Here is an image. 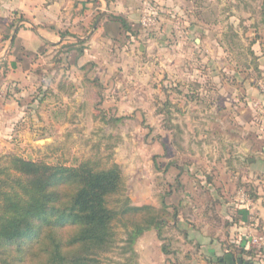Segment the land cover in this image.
Wrapping results in <instances>:
<instances>
[{
	"label": "rangeland",
	"instance_id": "rangeland-1",
	"mask_svg": "<svg viewBox=\"0 0 264 264\" xmlns=\"http://www.w3.org/2000/svg\"><path fill=\"white\" fill-rule=\"evenodd\" d=\"M230 1L194 0L193 12L203 30L189 39L174 31L165 37L161 27H152L156 40L136 44L134 55L106 54L102 69L99 65L87 73L101 81L99 88L85 90L79 85L73 90L74 97H68V92L56 91L57 81L46 69L40 73L41 85L26 91L20 103L27 108L33 104L29 102L32 97H47L25 116L28 123H35V132L10 135L11 147L0 155L14 154L52 165L78 166L89 161L98 170L118 168L122 188L108 198L111 208L119 211L126 201L160 207L165 199L180 214L175 221L170 209L162 236L146 232L133 246L135 254L122 249L126 232L117 223L118 246L105 255L104 264H197L187 259L198 250L196 244L184 242L183 227L194 224L191 195L207 191L202 186L207 187L210 176L212 192L223 188L228 199L251 208L249 224L254 225L238 226L231 232L238 248L251 254L236 252L235 256L264 264V240L253 244L248 238L249 228L264 238V177H256L253 165L264 156V140L258 139L252 124L260 121L264 105L251 94L259 90L264 95V0H247L248 7L241 0ZM256 16L257 23L246 18ZM195 38L201 39L198 45ZM55 57L63 62L64 55ZM209 62L212 65L207 70ZM119 64L128 68L118 70ZM81 75L70 77L79 83ZM208 77L224 79L226 84L203 85L199 88L202 97L192 98V91L199 90L194 81L205 83ZM96 109L98 117L93 116ZM183 195L192 203L183 201L186 206L178 208ZM258 196L259 209L252 205ZM163 247L170 249L169 258Z\"/></svg>",
	"mask_w": 264,
	"mask_h": 264
},
{
	"label": "crops",
	"instance_id": "crops-1",
	"mask_svg": "<svg viewBox=\"0 0 264 264\" xmlns=\"http://www.w3.org/2000/svg\"><path fill=\"white\" fill-rule=\"evenodd\" d=\"M233 1L235 0L230 2ZM193 2L194 0H0V151L11 147L10 135L22 130L24 133L35 132V123H28L25 116L36 102L41 104L47 97H32L29 102L33 104L27 108L20 103L25 101L26 91L39 82L41 85L42 71L47 69L49 77L57 81L56 91H66L68 97H74L73 90L79 85L85 90L90 87L99 88L101 81L90 78L87 73L90 68L99 65L101 68L106 54L115 52V55H134L132 50L136 44L145 40H156L150 29H144L140 25V17L147 9H152L159 15L160 23L155 29L161 27L160 31L166 34L165 37L174 31L180 37L189 39L197 31L203 30L202 23L195 18ZM239 3L248 7L247 0H241ZM242 12V17L246 16L244 8ZM258 16L246 18L257 23ZM119 19L124 20L127 27H124ZM263 19L264 16L262 22ZM195 41L198 45L201 39L195 38ZM58 54L64 55L63 62H58L55 57ZM113 65H117V62H113ZM211 65V62L207 64V70L211 69ZM118 66V70L128 68L127 65ZM261 67L264 70L263 64ZM72 73H82L79 83L70 77ZM208 78L205 83L194 81V86L201 89L203 85L222 87L226 84L224 79L216 81L217 79ZM176 86L180 88L181 85L178 83ZM200 89L192 91V98L202 97L201 94L204 93H199ZM251 94L255 101L264 105V95L259 90H253ZM84 103L87 105L88 101ZM226 104L225 102L223 105L225 109L228 108ZM94 111L93 116L98 117L99 110ZM240 116L242 119V112ZM259 120L261 124L252 123L253 129L257 132L258 139L264 140L263 113ZM240 124L243 126V122ZM262 149L264 153V146ZM239 161L242 162L237 159L238 163ZM253 165L256 177H264V156L256 158ZM253 180L255 184L256 181ZM207 181V187L202 182L203 190L207 191H193L191 195L195 202L191 209L194 224L187 223L183 227L186 237L184 242L196 244L198 253L188 254L187 259L197 264H213L215 261L220 264H239L240 259L232 252L231 243L234 238L231 232H236L238 226L243 229L254 225L249 224L251 208L238 206L231 198L228 199V192L223 188L218 191L214 189L215 192H212L210 186H214L213 178L210 176ZM186 199L184 195L180 197L176 204L178 208L185 207L187 202L192 203V200ZM260 201L259 196L255 197L252 205L259 209L258 205H262ZM216 214L222 220L220 224L217 223ZM179 218L180 214L177 213L174 219L177 221ZM226 221L233 223L226 228ZM147 233L158 235L155 230ZM169 250L163 247L167 258L170 256Z\"/></svg>",
	"mask_w": 264,
	"mask_h": 264
},
{
	"label": "trees",
	"instance_id": "trees-1",
	"mask_svg": "<svg viewBox=\"0 0 264 264\" xmlns=\"http://www.w3.org/2000/svg\"><path fill=\"white\" fill-rule=\"evenodd\" d=\"M121 188L118 168L98 170L89 161L52 165L0 155V264H104L105 255L118 246L117 223L126 232L122 249L135 254L133 246L146 232L162 236L171 205L165 199L160 207L126 201L118 211L108 198ZM172 209L176 218L177 209ZM217 220L222 222L219 216ZM231 244L234 255L251 254Z\"/></svg>",
	"mask_w": 264,
	"mask_h": 264
},
{
	"label": "built area",
	"instance_id": "built-area-1",
	"mask_svg": "<svg viewBox=\"0 0 264 264\" xmlns=\"http://www.w3.org/2000/svg\"><path fill=\"white\" fill-rule=\"evenodd\" d=\"M160 23L159 15L152 9H147L144 11L140 17V25L144 29H150L152 27L158 26ZM242 197L244 198L245 195L243 194ZM254 229L249 228L248 238L252 241L253 244L256 242H261L264 240L263 237L257 236L254 232Z\"/></svg>",
	"mask_w": 264,
	"mask_h": 264
},
{
	"label": "water",
	"instance_id": "water-1",
	"mask_svg": "<svg viewBox=\"0 0 264 264\" xmlns=\"http://www.w3.org/2000/svg\"><path fill=\"white\" fill-rule=\"evenodd\" d=\"M239 264H242V260H239ZM245 264H249L248 262H245Z\"/></svg>",
	"mask_w": 264,
	"mask_h": 264
}]
</instances>
